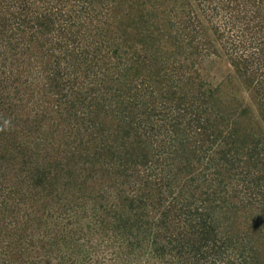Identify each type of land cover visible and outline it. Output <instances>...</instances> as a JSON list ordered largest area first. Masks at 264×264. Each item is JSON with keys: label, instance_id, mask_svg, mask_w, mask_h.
<instances>
[{"label": "trees", "instance_id": "16d2710c", "mask_svg": "<svg viewBox=\"0 0 264 264\" xmlns=\"http://www.w3.org/2000/svg\"><path fill=\"white\" fill-rule=\"evenodd\" d=\"M0 264H264V0H0Z\"/></svg>", "mask_w": 264, "mask_h": 264}, {"label": "rangeland", "instance_id": "374dc122", "mask_svg": "<svg viewBox=\"0 0 264 264\" xmlns=\"http://www.w3.org/2000/svg\"><path fill=\"white\" fill-rule=\"evenodd\" d=\"M231 72L230 67L223 62H217L215 65L214 76L216 77L217 82L221 81Z\"/></svg>", "mask_w": 264, "mask_h": 264}]
</instances>
